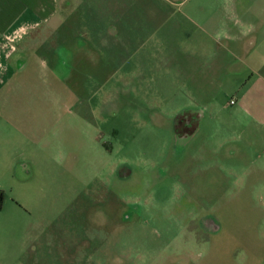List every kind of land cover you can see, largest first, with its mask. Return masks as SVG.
Segmentation results:
<instances>
[{
    "label": "rangeland",
    "instance_id": "374dc122",
    "mask_svg": "<svg viewBox=\"0 0 264 264\" xmlns=\"http://www.w3.org/2000/svg\"><path fill=\"white\" fill-rule=\"evenodd\" d=\"M73 10L71 48L46 39L23 71L45 79L0 98V264H264V109L240 110L238 61L213 44L189 54L188 81L140 82L116 43L85 48L106 24L88 2Z\"/></svg>",
    "mask_w": 264,
    "mask_h": 264
},
{
    "label": "crops",
    "instance_id": "0c3cea01",
    "mask_svg": "<svg viewBox=\"0 0 264 264\" xmlns=\"http://www.w3.org/2000/svg\"><path fill=\"white\" fill-rule=\"evenodd\" d=\"M108 1L0 0V98L12 91L15 92V87L19 89L21 81L24 82L30 77L33 80L41 77L45 79L44 74L29 75L23 72L29 61V52L31 53L34 48L43 49L41 45L45 44L46 39L51 48L63 46L71 48V44L74 43L72 35L70 34L69 38L62 36L60 18L63 12H67L70 18L72 16L77 18L78 11L72 9L76 8L78 2L81 4L88 2L95 12L93 15H96V18H103L99 21L100 26L106 24V27H102L101 32L94 31L96 36L88 32V35L91 33L88 37L90 43L85 46L86 49H97L103 53L105 48H109L110 43L111 45L116 43L118 61L120 60L123 65L132 61L133 69L130 73H133L136 79L140 82H161L160 85L166 87L168 82L188 81L191 74L190 53L201 58L216 55L213 50V44H216L239 63L234 69L236 77L231 86L241 102L244 96L247 97L245 105L241 104L240 110L255 117L262 112L264 10L251 8L255 3L264 0H197L200 3L197 5L198 8L194 9L191 8L192 3L188 5L190 0H128V3L119 0L121 2L112 9L107 8ZM211 1L215 2L213 9H200V6L207 5L203 2ZM99 2L102 9L98 7ZM176 12L181 18L174 22L171 18ZM190 21L194 25L192 32L195 33L197 30V41L194 43L186 41L189 37V26L187 28L186 23ZM68 29V33L65 34L70 33L71 25ZM172 30L181 32L183 38L172 41L170 37ZM75 48H79L78 44ZM125 49H132V53H126ZM51 63L55 65L56 59H52ZM249 74L259 76L263 84L259 87L256 85L251 90H241L245 84L242 82ZM173 89L174 84L171 85V90ZM251 91L259 94L260 100L256 103L248 99L253 97L249 94ZM235 101L236 99L234 103Z\"/></svg>",
    "mask_w": 264,
    "mask_h": 264
},
{
    "label": "trees",
    "instance_id": "16d2710c",
    "mask_svg": "<svg viewBox=\"0 0 264 264\" xmlns=\"http://www.w3.org/2000/svg\"><path fill=\"white\" fill-rule=\"evenodd\" d=\"M176 131H178L177 128H176ZM2 198H3V197H2V193H0V209H1L2 204H3V203H2V202H3V201H2Z\"/></svg>",
    "mask_w": 264,
    "mask_h": 264
},
{
    "label": "built area",
    "instance_id": "2783aa9c",
    "mask_svg": "<svg viewBox=\"0 0 264 264\" xmlns=\"http://www.w3.org/2000/svg\"><path fill=\"white\" fill-rule=\"evenodd\" d=\"M230 103H231V104L234 103V99H231V100H230Z\"/></svg>",
    "mask_w": 264,
    "mask_h": 264
},
{
    "label": "flooded vegetation",
    "instance_id": "af4514ba",
    "mask_svg": "<svg viewBox=\"0 0 264 264\" xmlns=\"http://www.w3.org/2000/svg\"><path fill=\"white\" fill-rule=\"evenodd\" d=\"M181 122H182V121H180V125H181ZM179 131H180V130H179Z\"/></svg>",
    "mask_w": 264,
    "mask_h": 264
}]
</instances>
